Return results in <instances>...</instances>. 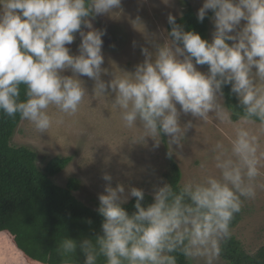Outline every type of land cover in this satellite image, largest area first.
<instances>
[{
  "label": "clouds",
  "instance_id": "clouds-1",
  "mask_svg": "<svg viewBox=\"0 0 264 264\" xmlns=\"http://www.w3.org/2000/svg\"><path fill=\"white\" fill-rule=\"evenodd\" d=\"M121 8L122 0H0V113L19 115L36 132L46 133L54 122H62L54 120L51 107L68 116L77 114L87 95L80 77L86 76L95 81L97 96L108 88L116 94L115 106L126 128H135L139 121V140L150 136L159 147L160 135L168 136L166 155L171 159V145L179 146L191 127H181V114L207 121L209 113H215L231 123L219 103L223 86L230 84L246 114L235 126L230 146H214L218 175L189 180L178 192L160 178L163 186L153 185L154 202L145 206L144 190L126 191L123 184L113 188V177L104 174L109 183L97 209L104 218L102 235L79 243L64 238L58 249L64 264H70L78 247L86 257L84 264H98L101 256L105 264H178L174 254L215 264L221 242L231 238L241 197L255 198L254 182L264 168L259 138L245 126L256 117L264 131V0H204L197 19L202 23L212 11L211 42L186 31L169 13L171 39L153 45L155 53L142 47L145 59L134 73H117L105 83L102 37L107 30L94 28L93 21ZM77 33L79 54H72L68 45ZM198 65H207L208 72ZM69 70L72 75L63 74ZM21 85L26 86L23 100ZM131 197L137 199L129 214L123 205Z\"/></svg>",
  "mask_w": 264,
  "mask_h": 264
},
{
  "label": "rangeland",
  "instance_id": "rangeland-1",
  "mask_svg": "<svg viewBox=\"0 0 264 264\" xmlns=\"http://www.w3.org/2000/svg\"><path fill=\"white\" fill-rule=\"evenodd\" d=\"M165 2L167 0H122V8L115 10L113 15L100 16L93 21L94 28L107 30V34L102 37V53L105 57L102 81L108 83L117 73H134L136 66L145 59L142 47L155 53L153 45H163L171 39L167 30V16L172 13L176 19L182 17L187 10V2ZM203 2L204 0H188L196 14ZM211 16L213 13L209 10L206 17ZM244 23L246 22L242 21L241 26ZM208 26L207 37L211 42L214 32L211 20ZM80 42L81 38L77 33L76 40L68 45L72 54H79ZM197 67L202 72H208V69L200 65ZM63 74L72 75L70 70ZM80 79L87 95L76 115L68 116L54 106L51 107L49 111L54 120L62 122H54L53 127L46 133L36 132L30 122L21 120L15 129L11 144L36 151L37 163L41 168L55 157L72 158L70 165L57 175L54 181L62 187H66L72 178L79 181L73 195L85 206L95 211L99 208L98 197L100 194H106L104 189L109 183L102 178L104 174L113 177V188L123 184L126 191L136 187L151 196L153 185L163 186L160 178H163L164 183L170 184L166 174L171 171V161H174L181 171L180 186L189 180H200L209 174L218 175V170L214 167V146L218 142L230 146V140L235 136V126L241 122L232 121V112L228 109L223 95L219 103L228 112L231 123L220 121L215 113H209L207 121L192 117L191 114H181V127L189 124L191 127L185 132L179 146L171 145L173 155L169 159L166 155L169 151L168 136L160 135L159 147L154 146L156 140L150 136L139 140L138 137L143 131L142 125L138 121L133 129L124 126L121 110L115 106L116 94L108 88L104 94L97 96L95 81L86 76ZM245 126L258 136L260 149L264 151V131H261V123L252 121ZM201 163L205 164L204 168L200 167ZM254 183L255 198L241 197V220L235 227H230V239L239 243L242 251L250 256L264 247V168H261V175ZM133 198L131 197L125 205ZM223 243L224 241L221 242V247ZM190 262L205 264L203 258ZM0 264H24L21 254L3 235H0ZM215 264L229 263L220 255Z\"/></svg>",
  "mask_w": 264,
  "mask_h": 264
},
{
  "label": "trees",
  "instance_id": "trees-1",
  "mask_svg": "<svg viewBox=\"0 0 264 264\" xmlns=\"http://www.w3.org/2000/svg\"><path fill=\"white\" fill-rule=\"evenodd\" d=\"M185 1L187 10L176 19L177 24L183 25L186 31L200 33L202 38L208 40L209 17L199 22L193 7L188 0ZM167 30L169 34L171 25H167ZM201 67L208 69L207 65ZM222 91L226 105L232 112V121H240L246 114L244 106L231 92L230 84L224 85ZM25 93L26 86L21 85L20 99L26 98ZM21 120L19 115L11 118L0 113V235L12 243L21 254L24 264L42 263L25 255L17 245L40 262L64 264V258L58 252L62 240L71 238L78 243L84 239L95 241L98 235H102L104 218L73 195L79 181L72 178L66 187L55 183L54 178L70 165L72 158L55 157L41 168L37 163L36 151L11 144ZM251 121L260 123L256 117H252ZM166 177L174 191L178 192L181 187V171L174 161H171V171ZM136 199L134 197L129 204L123 205L129 214L135 211ZM152 202L153 197L145 193L143 204L147 206ZM241 217V212L237 213L230 227H235ZM221 249V257L229 264H264V247L250 256L242 251L234 239H227ZM174 255H177L178 264H191L182 255ZM85 259L78 247L70 264H84ZM98 264H105V258L99 257Z\"/></svg>",
  "mask_w": 264,
  "mask_h": 264
},
{
  "label": "crops",
  "instance_id": "crops-1",
  "mask_svg": "<svg viewBox=\"0 0 264 264\" xmlns=\"http://www.w3.org/2000/svg\"><path fill=\"white\" fill-rule=\"evenodd\" d=\"M10 234V233H9ZM11 235V234H10ZM12 237V236H11ZM13 238V237H12ZM14 240V239H13ZM12 240V241H13ZM15 245H17V243L15 242V240H14V242H13ZM17 247L25 254V255H27V256H30L32 259H34L35 261H37L38 262V260L37 259H35L34 257H32L30 254H28V253H26L23 249H21V247H19L18 245H17ZM4 261V260H3ZM5 262V261H4ZM8 263H10V262H8ZM39 263H42V264H46V263H43V262H40L39 261Z\"/></svg>",
  "mask_w": 264,
  "mask_h": 264
}]
</instances>
